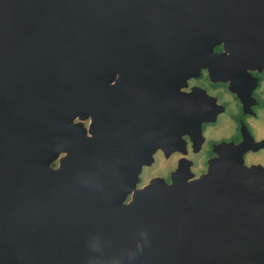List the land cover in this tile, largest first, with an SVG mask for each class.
<instances>
[{"label":"water","instance_id":"obj_1","mask_svg":"<svg viewBox=\"0 0 264 264\" xmlns=\"http://www.w3.org/2000/svg\"><path fill=\"white\" fill-rule=\"evenodd\" d=\"M250 1L0 0V264H264V232L228 230L244 225L184 162L136 187L199 129L180 88L264 18ZM125 91L141 94L135 136Z\"/></svg>","mask_w":264,"mask_h":264},{"label":"flooded vegetation","instance_id":"obj_2","mask_svg":"<svg viewBox=\"0 0 264 264\" xmlns=\"http://www.w3.org/2000/svg\"><path fill=\"white\" fill-rule=\"evenodd\" d=\"M246 5L262 8L264 0H252ZM250 22L249 34L230 37L227 48L223 41L216 43L209 64L200 66L181 86L184 98L199 106L204 119L199 129L182 134L180 150L169 156L156 150L154 160L163 154L174 157L173 163L165 173L150 175L148 180L162 176L170 182L171 171L182 161L184 170L191 174L184 182L203 183L198 186L199 195L220 201L215 204L219 207L217 213L226 214L228 222L244 225L228 230L264 232V18H252ZM119 95L117 116L126 121L129 134L135 136L140 129L141 94L125 91ZM114 118L112 110L107 120ZM83 123L88 126L90 118ZM107 126L110 132L109 122ZM135 143L133 139L134 147ZM215 158L216 177L200 178ZM222 158L225 161H220ZM150 165L142 167L136 187L148 182L143 181L142 173ZM209 230L221 231L216 227Z\"/></svg>","mask_w":264,"mask_h":264},{"label":"rangeland","instance_id":"obj_3","mask_svg":"<svg viewBox=\"0 0 264 264\" xmlns=\"http://www.w3.org/2000/svg\"><path fill=\"white\" fill-rule=\"evenodd\" d=\"M172 159H174V157L168 158L163 154L157 155L154 162L143 171V181H147L150 175L165 173L166 169L171 165Z\"/></svg>","mask_w":264,"mask_h":264}]
</instances>
